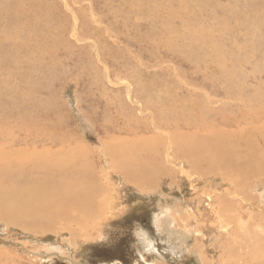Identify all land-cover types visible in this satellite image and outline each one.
I'll return each mask as SVG.
<instances>
[{"label": "rangeland", "instance_id": "rangeland-1", "mask_svg": "<svg viewBox=\"0 0 264 264\" xmlns=\"http://www.w3.org/2000/svg\"><path fill=\"white\" fill-rule=\"evenodd\" d=\"M263 1L0 0V102L13 115L7 121L11 127L27 124L28 114V126L33 127L39 115L42 128L61 129L62 135L85 145L92 155L91 174L98 178L92 180L93 186L103 189V195L95 196L98 214L84 227L74 225L73 235L56 223L53 229L31 230L21 222L6 221V212L0 209V264H246L251 252L264 264V194L260 193L264 176L257 167L229 180L208 172L204 160L200 176L189 167L184 168L190 176L168 171L163 161L154 177L136 179L98 155L108 142H118L119 137L130 140L125 129L116 131L121 120L140 122L137 136L152 135L160 133L151 124L152 114L168 112L178 101L194 104L199 96H209L212 104L202 98L211 109L214 99L223 104L229 90L225 76L250 74L256 65L235 60L244 56L239 52L242 32L247 36V27L238 31L235 23ZM195 30L203 31L200 41L185 39ZM15 67L23 71L19 76L24 79L15 76ZM246 81L247 91L240 85L242 97L254 89L261 92L264 70ZM200 102L202 116L205 106ZM224 106L234 110L229 121L241 116L238 103L228 98ZM206 119L211 126L220 125L215 115ZM156 134L165 144V134ZM252 145L260 148L264 161V141L255 139ZM140 153L137 159L145 160L147 154ZM128 169L135 173V167ZM154 215L170 219L169 226L185 230L188 238L159 229ZM118 246L125 261L112 257V248Z\"/></svg>", "mask_w": 264, "mask_h": 264}, {"label": "bare ground", "instance_id": "bare-ground-1", "mask_svg": "<svg viewBox=\"0 0 264 264\" xmlns=\"http://www.w3.org/2000/svg\"><path fill=\"white\" fill-rule=\"evenodd\" d=\"M261 4L262 5H258L254 9L251 8L252 11L248 13L249 16H239L236 23H240H235L234 27L235 29L237 28L238 31L240 26H246L247 29L245 28V34H247V36L250 38V40L247 41L249 38H247V36L242 32V46L239 49V52L243 53L244 56L241 58L238 56L239 58H235V60L242 61L244 65H246L247 62L255 61L256 65L254 66V69H251L250 74L248 72H245L244 74H235L233 72H229L228 76H225L227 77L225 81L228 83L229 90H226L225 92L226 96L224 98L225 101L222 102L223 104L218 105L216 99H214L213 104L216 105L214 107L215 110H213L214 108L211 109L207 102H204L206 99L212 104V100L209 96H202L205 97V99L199 96L196 100V103L194 104L190 103L189 100H185V103H183V101H178V103L172 104V108L169 107L170 109H167L168 112L152 114L151 124L156 130L160 131V133L156 134L151 130L150 132H152V135L148 134V132H142V135L137 136L140 130L136 128L142 124L140 122L138 123L137 121H132L131 123L126 119L121 120L120 122H122V125L120 128H117L116 131L119 134L121 133V130L125 129L127 132L125 137L129 138L130 140L126 139L122 141V138L119 137L118 142L115 140L108 142L104 144V148L98 152V155L101 156L105 162L109 160L114 168L125 170L127 175L129 174L132 178L134 177L136 179H139L142 175L148 178H152V176L154 177L156 170L162 168L161 162L163 161L165 164H167L166 166L168 171L176 169V171L183 172L187 176H190L188 172L189 170L187 171L184 168L189 167L190 170H193L200 176V160L205 161L208 172L210 170L212 173L221 175L222 178L225 177L229 180H231L233 177L238 179L239 175L245 169L249 168L250 170L253 169V167H257L259 175H262L263 173L264 176V161L262 157L263 154L261 153L262 151L258 147V144V146L252 145L255 139L264 141V87H262L263 89L261 92H258L256 89H254L252 94L248 93V96H245V98L242 97V93H244L243 91H247L246 78L257 73L259 70H264V1ZM132 6L135 10V4H132ZM132 6L129 7L131 8ZM99 16H101V14ZM84 26L87 25L85 24ZM191 32L193 33V31ZM200 32L203 33V31L195 30L194 33L191 34L193 36L185 37V39L198 38L200 41V38L202 37V35L200 37ZM221 33L222 32H220V34ZM231 34L232 36H236V33L235 35H233V33ZM83 35L85 36V34ZM57 36L58 35L55 37ZM4 38L5 37H3V39ZM251 41L253 43L250 45ZM173 44H175V42ZM50 45H52V43ZM59 45L60 44L57 45L58 49L60 48ZM184 48H186V46ZM232 49L230 47V50ZM234 51L237 52V48ZM65 53L66 52L63 54ZM256 54L258 59H254ZM229 56L231 57V55ZM218 58L222 57L219 56ZM223 60L226 61L227 58L223 56ZM239 63L241 62H238V64ZM0 68H2V66ZM12 71L15 73V76H19V72L23 73V71L19 69L17 70L16 67L12 68ZM13 72H11V74ZM22 75H24V73ZM21 78L23 77H20L19 79L21 80ZM3 80L7 81L6 78ZM61 81L63 82V80ZM41 82L40 86H42ZM240 85L243 87V91L240 90ZM259 85L257 88L261 89L260 87L263 84ZM48 87L49 86L46 88ZM6 90L8 93H10L11 89L7 87ZM47 97L50 96H46V98ZM228 98L231 103H238L237 109L241 111V116L238 117V119H234L233 121H229L228 115L233 113L234 110L232 111L229 107L224 106V103L226 100H228ZM200 101L204 102L201 105L205 106L202 116H200ZM54 103L55 102H53V104ZM10 110L12 109L5 107L4 104L0 102V209L1 211L4 210L6 212L3 213L6 221L8 220L12 223L21 222L24 226H28V228L31 230L51 229L56 223L59 224L62 229L69 231L73 235L76 231L74 230V225H77L79 228L84 227L87 222H92L95 214L100 209V207H97L95 196L97 197L103 195V189L101 187L98 188V186H96V189L93 186V181L98 178H96L97 176L91 174L90 164L93 163L91 160L92 155L86 151L85 145L81 143L76 144V141L74 142L72 140L73 138L71 139L70 137L66 136L67 133L62 135L63 133H60L61 129L54 127L42 128V126H39V115L34 117L36 122L34 123L33 127L28 126L29 123L27 119L31 120V117L28 114L26 115L27 124L20 122L15 127H11V124L7 121V118L13 116L9 114ZM210 115H215L219 118V126L214 127L210 125L209 121L206 119V117H209ZM24 119L25 117H23V120ZM202 119L203 123H201L202 126H200V120ZM241 123L244 125H241ZM60 125H62V123H60ZM153 134H165L167 137V140L165 141L166 143H160L156 138L157 136ZM141 151L142 154H147L145 156V160L142 161L137 159L138 154H141ZM213 158H215V160L211 161V164L210 160ZM139 161H141V164L139 166L135 165ZM129 166L136 168L134 174H130L128 169ZM246 181L251 180L249 179ZM241 183L242 182L239 183V187ZM258 186L263 185L258 184ZM261 188L262 190L260 193L264 194V187ZM156 216L153 217L155 218V224L159 226V229H169V231H171V236L176 235L185 237V235L188 234L183 229L169 226L170 224H168V222L170 219L167 220L165 217L156 218ZM141 237L142 234H139L137 239H140ZM187 238L185 237V239ZM181 240L183 241V239ZM252 253L253 252L250 254L252 259L246 264H263L260 259ZM203 264L209 263L203 262Z\"/></svg>", "mask_w": 264, "mask_h": 264}, {"label": "trees", "instance_id": "trees-1", "mask_svg": "<svg viewBox=\"0 0 264 264\" xmlns=\"http://www.w3.org/2000/svg\"><path fill=\"white\" fill-rule=\"evenodd\" d=\"M119 246H121V243L119 244ZM119 246L116 247V248H112L113 249L112 257L115 256L116 258H118V259H120L122 261H125V254L118 249ZM122 258H124V259H122Z\"/></svg>", "mask_w": 264, "mask_h": 264}]
</instances>
